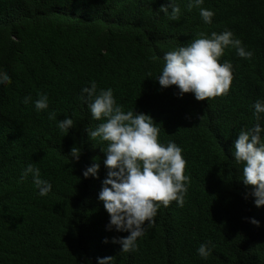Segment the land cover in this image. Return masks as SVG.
I'll return each mask as SVG.
<instances>
[{
	"label": "trees",
	"instance_id": "trees-1",
	"mask_svg": "<svg viewBox=\"0 0 264 264\" xmlns=\"http://www.w3.org/2000/svg\"><path fill=\"white\" fill-rule=\"evenodd\" d=\"M170 2L0 0V71L11 77L0 85V264H99L107 256L112 264H264V205L256 206L233 156L239 131L257 123L252 106L264 102V0H204L191 11L189 0H175L179 21L159 10ZM200 8L214 12L212 23ZM225 30L253 53L248 60L225 49L220 62H230L234 74L227 96L198 101L160 86L166 52ZM92 81L98 90L111 88L125 112L151 115L160 142H175L187 161L183 207L161 205L130 253L112 243L130 233L108 229L99 200L107 145L91 141L85 127L103 121L80 99ZM38 94L49 105L39 113ZM66 116L75 126L65 135L57 125ZM73 146L79 160L70 156ZM94 163L98 178H85ZM29 164L51 183L46 196L32 174L21 179ZM202 243L212 249L207 259L197 252Z\"/></svg>",
	"mask_w": 264,
	"mask_h": 264
},
{
	"label": "clouds",
	"instance_id": "clouds-1",
	"mask_svg": "<svg viewBox=\"0 0 264 264\" xmlns=\"http://www.w3.org/2000/svg\"><path fill=\"white\" fill-rule=\"evenodd\" d=\"M203 2L189 0L188 10L199 7ZM159 10L172 21L180 19L181 9L175 0L167 6L162 5ZM200 16L206 24H210L214 12L200 8ZM228 47L234 48L243 59L253 57V53L246 51L241 40L234 38L230 30L219 34L212 32L210 37L201 33L188 45L164 54L165 64L156 79L162 88L174 85L179 90V96L192 93L198 101L227 96L234 79L233 65L228 61L221 63L220 58ZM10 83L11 77L7 72L0 71V85ZM38 95L35 110L39 113L48 109L49 105L46 94ZM80 99L87 103L93 119L103 121L94 130L85 127V131L91 141L106 142L107 145L101 147V151L106 153L104 165L107 175L99 192V200L110 216L107 227L110 230L114 226L117 231L130 233L124 237H113L112 243L120 244L122 253L138 251L137 239L144 235L145 224L147 227L155 224L154 218L161 205L168 207L175 201L183 207L185 203L190 179L185 175L187 161L183 158V150L173 141L167 145L161 143L160 129L151 115L125 112L116 103L111 88L98 90L96 82L92 81L90 87L82 89ZM30 100L31 97L26 96L23 103L28 104ZM252 107L257 123L252 128L239 131L234 141L233 156L238 164L243 165V182L253 187L255 204L260 207L264 205V142L261 141L264 128L260 124L264 102L257 100ZM48 118L55 120L56 113L50 112ZM74 126L73 119L67 116L57 125L65 135ZM80 154L81 149L76 146L71 148L72 158L79 160ZM99 167V163H94L83 172V176L98 178ZM29 173L39 189V195L46 196L51 191V183L42 179L40 169L32 164L24 170L21 179H26ZM251 223L259 226V221L254 218ZM104 242H108L107 238ZM197 252L207 259L212 249L202 243ZM98 260L99 264H112L113 256Z\"/></svg>",
	"mask_w": 264,
	"mask_h": 264
}]
</instances>
